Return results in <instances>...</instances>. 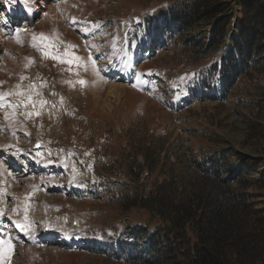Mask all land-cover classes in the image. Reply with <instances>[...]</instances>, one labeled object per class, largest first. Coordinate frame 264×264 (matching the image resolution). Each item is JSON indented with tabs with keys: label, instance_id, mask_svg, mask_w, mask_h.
Returning a JSON list of instances; mask_svg holds the SVG:
<instances>
[{
	"label": "rangeland",
	"instance_id": "obj_1",
	"mask_svg": "<svg viewBox=\"0 0 264 264\" xmlns=\"http://www.w3.org/2000/svg\"><path fill=\"white\" fill-rule=\"evenodd\" d=\"M18 1L25 13L8 19L0 0V91L14 85L26 91L34 84L33 99L47 103L0 108V233L15 245L7 264H121L101 250L114 241L107 235L118 222L127 224L125 217L148 213H124L111 194L118 190L122 196L120 184H126L123 192L134 185L147 191L156 176H129L132 160L155 161L156 167L178 162L179 173L178 167L188 172L192 156L207 150L230 148L264 159V61L241 75L224 100L190 99L179 81L196 63L188 53L192 47L166 39L151 25L154 13L171 0ZM237 11L243 15L239 6ZM18 28L23 46L15 38ZM41 32L55 39L51 51L64 56L72 45L67 51L82 60L43 58L28 46L31 35ZM195 33L208 31L201 24L182 38ZM19 110L40 115L22 121ZM33 141L43 144L40 166L29 162L37 153ZM232 186L248 193L247 202L264 218V186ZM26 204L35 223L21 231L14 221L23 219Z\"/></svg>",
	"mask_w": 264,
	"mask_h": 264
},
{
	"label": "trees",
	"instance_id": "obj_2",
	"mask_svg": "<svg viewBox=\"0 0 264 264\" xmlns=\"http://www.w3.org/2000/svg\"><path fill=\"white\" fill-rule=\"evenodd\" d=\"M172 3V4H171ZM152 18L166 39L178 38L195 64L179 83L190 99H225L237 79L264 61V0H171ZM237 6L242 10L239 15ZM146 20V19H145ZM149 21V20H148ZM147 21V22H148ZM141 24V22H140ZM203 24L207 36L197 33L182 38ZM162 35L161 40L164 39ZM184 59L183 61L185 62ZM156 157L160 150H156ZM127 174L142 179L155 178L146 191L137 185L111 194L124 213L146 210L139 219L118 222L107 237L108 252L121 264H259L264 261V218L247 202L245 188L264 186V159L244 156L225 149L207 150L192 156L191 167L183 172L178 162L155 166V161L140 164ZM188 166V165H187ZM231 172L228 174L229 167ZM262 166L261 171L256 169ZM191 169V170H190ZM127 176V177H129ZM149 176L143 177V179ZM132 178V177H131ZM108 181V180H106ZM143 180H141L142 182ZM98 189V185L96 186ZM145 192V194H144ZM128 193V194H127ZM133 193V194H132ZM124 228V229H123ZM109 231V230H108Z\"/></svg>",
	"mask_w": 264,
	"mask_h": 264
},
{
	"label": "snow or ice",
	"instance_id": "obj_3",
	"mask_svg": "<svg viewBox=\"0 0 264 264\" xmlns=\"http://www.w3.org/2000/svg\"><path fill=\"white\" fill-rule=\"evenodd\" d=\"M45 15H47V13H45ZM72 22H75V18H72ZM21 31L23 30L19 28L16 29L15 38L17 40V43H20L21 46H23V42L19 38ZM28 46L36 49L37 51H40L43 58L54 59L61 63L72 64L74 62H79L82 60V58L72 56L67 51V48L74 47L72 45H67L64 56H60L58 52L51 51V49H55L57 47L56 41L52 35L46 34L43 32L39 34L33 33L31 35V43ZM5 54H9V53H5ZM65 57H68V58L66 59ZM25 59L29 61V64L34 62L31 57H25ZM20 79L22 81L25 79V77L21 76ZM78 83L83 85L86 83V81L80 80L78 81ZM21 88H22V85H14L13 90H10L8 92L0 91V108L9 107L14 110L16 108L23 106L26 109L28 105L31 104L34 109L37 103H39L41 106L47 103V101L45 100L37 101L33 99L32 89L35 88L34 84L28 85L26 91L25 90L16 91V89H21ZM37 95H40V93L37 92ZM12 96H16L18 97V99H16L15 101H12L11 99H9V97H12ZM62 100H63V97H61V101ZM20 114L25 116V118H30L33 115H36V116L40 115L39 112H29V111H24V112H21ZM89 154L90 153H85V155H89ZM30 202H31L30 197H28L27 203H30ZM13 211H18V209H13ZM0 215H3V213H0ZM14 223L18 228H20L21 231L25 229H28V230L32 229L35 222L32 221L28 215L27 204L25 205V212H24L23 219L14 221ZM14 249H15V245L12 242L11 238L6 239L4 236V233H0V261H2L3 264H7L8 255L13 253Z\"/></svg>",
	"mask_w": 264,
	"mask_h": 264
},
{
	"label": "bare ground",
	"instance_id": "obj_4",
	"mask_svg": "<svg viewBox=\"0 0 264 264\" xmlns=\"http://www.w3.org/2000/svg\"><path fill=\"white\" fill-rule=\"evenodd\" d=\"M19 2V1H18ZM20 3L22 4V1H20ZM15 5V4H14ZM23 6L25 7V5L23 4ZM54 13V12H53ZM53 13H52V15H51V17H53L54 18V16H53ZM49 14H51V13H49ZM35 15V14H34ZM50 18V17H49ZM56 18V17H55ZM116 87L115 85H112V87ZM116 90V89H115ZM39 148H41V147H39Z\"/></svg>",
	"mask_w": 264,
	"mask_h": 264
}]
</instances>
